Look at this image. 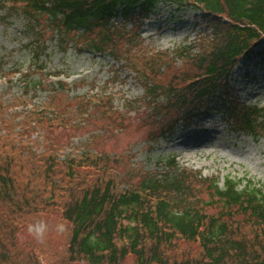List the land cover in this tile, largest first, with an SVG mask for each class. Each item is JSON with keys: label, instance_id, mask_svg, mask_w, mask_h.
<instances>
[{"label": "trees", "instance_id": "1", "mask_svg": "<svg viewBox=\"0 0 264 264\" xmlns=\"http://www.w3.org/2000/svg\"><path fill=\"white\" fill-rule=\"evenodd\" d=\"M167 2L201 10L206 29L174 53L152 52L142 27ZM0 7L26 19L37 55L46 25L62 48L73 43L128 67L154 117L177 115L159 135L220 104L234 132L264 137V106L242 101L230 79L240 60L264 45V0H0ZM46 85L52 91L36 111L6 115L0 100V264H53L46 244L20 238L29 223L51 214L69 232L63 264H264V189L204 177L175 158L163 173L134 181L132 169L118 172L119 159L93 152L90 143L61 158L70 142L57 143L55 127L74 124L73 102H92L65 95L61 81ZM95 99L108 107L103 116L113 114L110 98ZM207 195L220 202L218 211L207 212Z\"/></svg>", "mask_w": 264, "mask_h": 264}, {"label": "rangeland", "instance_id": "2", "mask_svg": "<svg viewBox=\"0 0 264 264\" xmlns=\"http://www.w3.org/2000/svg\"><path fill=\"white\" fill-rule=\"evenodd\" d=\"M1 8L0 100L7 104L2 112L8 115L16 110H38L52 91L46 84L59 81L65 84V95L83 96L92 102L83 107L73 102L71 109L77 110L74 124L55 127L56 142H70L60 151L61 158L73 150L83 151L90 143L93 152L119 159L118 172L132 169L134 181L142 174L163 173L175 158L182 167L199 170L204 177L243 179L242 185L249 180L264 189V137L234 132L220 104L194 121L179 122L171 134L159 135L177 115L171 110L169 116L154 117L153 106L144 100L142 83L128 67H122L110 54L79 49L73 43L62 48L57 43V34L46 25L42 26L46 35L38 56L36 34L26 19ZM203 16L201 10L191 5L158 4L142 27L145 46L152 52L174 53L206 29ZM40 79L45 86L35 87L32 82ZM230 79L232 90L242 101L264 106V45L244 56ZM95 96L110 98L112 116H103L108 107L102 110L100 104L96 106ZM21 118H15L16 122ZM40 133L34 132L32 138L40 137ZM206 198L213 202L207 212L220 209L216 198L209 195ZM66 226L56 214L43 216L25 227L21 242L30 239L37 246L46 244L53 255V264H63L60 255L69 233Z\"/></svg>", "mask_w": 264, "mask_h": 264}]
</instances>
